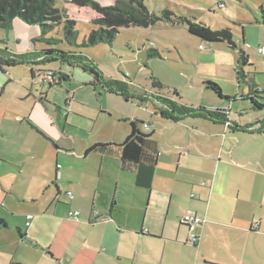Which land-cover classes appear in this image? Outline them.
<instances>
[{
  "label": "crops",
  "instance_id": "0c3cea01",
  "mask_svg": "<svg viewBox=\"0 0 264 264\" xmlns=\"http://www.w3.org/2000/svg\"><path fill=\"white\" fill-rule=\"evenodd\" d=\"M165 1L167 9L191 19L204 10L195 0ZM235 1L250 4L254 10L245 20L264 29V0ZM218 44L227 43L212 45ZM47 49L34 45L23 53ZM224 49L217 50L229 54ZM7 50L15 55L1 50V62L7 60ZM229 64L237 75L238 58ZM49 65H33L29 86L18 98L9 93L10 71L17 66L0 67L5 71L0 75V264H264V109L246 106L250 99H220V106L208 110H222L227 123L194 118L178 122H207L205 129L196 130L206 138L199 143L183 136L164 142L152 124L150 130L143 126V132H153L152 146L159 154L151 188L146 189L136 183L138 167L124 168L121 159L119 145L131 128L123 140L113 135L77 145L85 132L78 124L83 115L76 110L74 91L67 92L64 107L49 95L63 81L71 86L74 76L67 66L54 86L41 83L36 73ZM252 68L249 58L240 82L249 91L264 88L257 82V70L251 77ZM92 78L86 81L90 86ZM208 81H201L205 88ZM237 81L241 85L238 76ZM92 88L95 96L101 94L100 88ZM258 99L264 102V95ZM107 143L112 144L107 153H87L93 145ZM185 216L206 220L194 231L196 246L180 222Z\"/></svg>",
  "mask_w": 264,
  "mask_h": 264
},
{
  "label": "rangeland",
  "instance_id": "374dc122",
  "mask_svg": "<svg viewBox=\"0 0 264 264\" xmlns=\"http://www.w3.org/2000/svg\"><path fill=\"white\" fill-rule=\"evenodd\" d=\"M96 1L104 6L113 3L112 0ZM195 1L200 5L203 4L204 10L195 16L196 19H192L206 24L213 30L230 28L238 51L229 49L227 44H218L214 47L210 43L192 37L187 25L173 27L165 23L150 28H122L111 44L77 50L78 47H71L67 43L63 24L53 25L54 30L44 35L40 26L28 25L20 19L13 22L9 31L0 30V51L9 49L17 54V57L28 55L32 62H38L36 55L39 53L24 54L23 52L34 45L37 48L44 45V49L56 46L55 48L61 50L71 47L75 51L86 53L87 57L99 67L107 81L115 80L124 84L126 93L129 94L128 99L116 91L104 90L101 87L100 90L98 89L101 94L95 96L92 86L86 82L91 75L84 74L83 71L75 72V69L72 70L67 64H62L63 67L61 63L53 62L37 71L39 81L45 83L44 77L48 76V73L54 74L60 80L61 77L63 78L60 69L63 68L68 72L67 66L70 68L69 72L74 76L71 79V86L70 82L63 81L65 83L50 90L52 94L49 95L51 100L64 107L67 92L74 91L78 104L76 110L83 115L79 118L78 124L85 132L81 133L83 139L77 142L79 147L83 146L84 142H92L96 137L115 135L118 140H123L126 131L131 128L132 121H138L142 130L143 123L152 124L153 130L164 142L180 140L181 136L184 139H194L198 143L205 142L206 138L201 137L202 134L196 130L205 129L207 122L189 119L183 123H172L165 120L160 114L161 106L156 98H167L183 105L215 110L220 106L221 100L213 91L203 86L201 81L206 79L218 84L223 94L232 98V101L236 98L247 100L248 84L243 81L238 85L236 68L229 63L232 59L234 63L235 58H239V50H243L253 63V68L250 70L251 77L256 75L255 70H257L259 73L257 82L263 87L264 57L258 50L259 43H264V29L252 26L245 20L249 18L245 14H250V11L254 10L250 4L241 5L235 0ZM145 3L157 14L168 5L165 0H145ZM218 3H224L225 8L219 9ZM56 7L62 11L65 18L77 22L75 27L78 32L77 44H82L88 39L90 32L97 29V26L92 24L96 13L91 8H80L64 1H58ZM228 16L242 20H232ZM260 20L263 22L261 12ZM47 40L57 41L58 44L50 45ZM223 46L225 48L223 52L229 54L217 50ZM150 49L158 51L160 57H149ZM15 55L7 50L5 57L7 60L14 59L17 58ZM34 67L23 64L10 71L13 82L9 93L12 97L18 98L23 88L29 86L31 70ZM4 72H0V75L4 76ZM25 77H27L26 82L23 80ZM145 96L150 99L144 101ZM245 105L250 106L251 102L248 101ZM101 112L105 115H101ZM174 134L177 136L173 137Z\"/></svg>",
  "mask_w": 264,
  "mask_h": 264
},
{
  "label": "trees",
  "instance_id": "16d2710c",
  "mask_svg": "<svg viewBox=\"0 0 264 264\" xmlns=\"http://www.w3.org/2000/svg\"><path fill=\"white\" fill-rule=\"evenodd\" d=\"M58 1L72 3L80 8L89 7L96 13L92 19V24L97 26V29L92 30L88 39L82 44H77L78 32L75 29L77 22L64 17L62 11L56 7ZM112 2L111 5L104 6L96 0H0V30L9 31L16 19H20L28 25L40 26L44 35L54 30L53 25L63 24V31L69 46L78 47L79 49L77 50H81V48L95 47L100 44H111L122 28H150L158 23L183 24L187 25L190 35L203 42L210 44L227 43L231 49L238 50L230 28L213 30L202 22L179 16L167 8L160 14H157L150 10L145 0H112ZM48 43L50 45L58 44L57 41H48ZM148 56L151 58L160 57V53L150 49ZM38 57H42L40 62L42 65L57 62L67 64L72 68H79L93 77L92 86L95 89L101 87L104 90L116 91L128 99L129 94L126 93L127 90L124 88V84L115 80L107 81L95 62L84 55L82 51H64L59 48H51L44 50ZM248 62L249 58L247 54L243 50H239L237 66L239 82L244 78L243 68ZM38 63L32 62L28 55H24L3 62L0 61V67L23 64L39 65ZM205 86L220 99L233 100L223 94L222 88L218 84L208 81L205 83ZM259 94L264 95V88H251L247 95L255 110L264 109V102L258 99ZM156 101L161 106V116L174 123H178L186 118L223 123H227L228 121L226 117H223L222 110L209 111L206 108H194L161 97H157ZM145 125L143 123V126ZM32 127L39 131L35 126ZM235 128L244 132L250 130L249 127ZM152 136V131L145 133L139 127L138 121H132L130 135L119 145L124 168L129 166L138 167L136 183L138 186L146 189L151 188L159 155L153 149ZM111 146L112 144L108 143L95 144L87 150V153H107L108 148Z\"/></svg>",
  "mask_w": 264,
  "mask_h": 264
},
{
  "label": "built area",
  "instance_id": "2783aa9c",
  "mask_svg": "<svg viewBox=\"0 0 264 264\" xmlns=\"http://www.w3.org/2000/svg\"><path fill=\"white\" fill-rule=\"evenodd\" d=\"M225 5L224 3H218V8L222 9L224 8ZM151 46L153 47V44H151ZM203 49V47H201ZM259 54L264 56V47H260L258 50ZM59 81V79L57 77H55L54 74L52 73H48V76L44 77V82L45 83H49L50 85H55L57 84ZM145 129L150 130V126L147 124L145 125ZM203 185H205V183H203ZM70 198H73V194L69 193L68 194ZM194 197V196H193ZM70 215L72 216H77L78 213L77 212H71ZM97 215V213H96ZM29 219H32V217H30ZM181 224L184 226H187L189 228V232H190V243L193 246H196L199 243V237L198 234H196L194 231L198 228L201 227L202 225H204L206 223L205 219H201L195 216H185L183 218H181L180 220ZM29 225V224H27Z\"/></svg>",
  "mask_w": 264,
  "mask_h": 264
}]
</instances>
